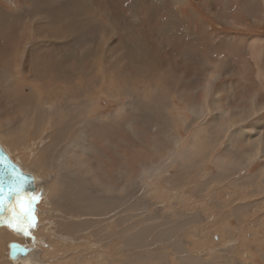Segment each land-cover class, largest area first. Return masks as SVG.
Wrapping results in <instances>:
<instances>
[{
    "label": "rangeland",
    "instance_id": "374dc122",
    "mask_svg": "<svg viewBox=\"0 0 264 264\" xmlns=\"http://www.w3.org/2000/svg\"><path fill=\"white\" fill-rule=\"evenodd\" d=\"M143 56L159 69L157 83L154 75L144 81ZM217 59L237 70L208 84ZM235 80L237 109L222 89ZM169 87L189 96L182 106L211 112L197 121L175 105L165 109L168 124L155 96H170ZM254 100L264 109V0H0V143L43 193L31 235L9 227L10 216L0 227V264H264L263 168L254 189L223 178L200 191L214 168L183 157L214 113L210 127L220 128L216 104L240 125L253 116L235 111ZM62 105L79 121L44 117ZM258 124L264 113L246 128L254 134ZM206 147L197 142L191 152ZM228 183L230 196L214 192ZM251 213L260 215L253 231L237 230ZM12 242L35 253L12 262Z\"/></svg>",
    "mask_w": 264,
    "mask_h": 264
},
{
    "label": "crops",
    "instance_id": "0c3cea01",
    "mask_svg": "<svg viewBox=\"0 0 264 264\" xmlns=\"http://www.w3.org/2000/svg\"><path fill=\"white\" fill-rule=\"evenodd\" d=\"M210 61L211 60H208V62L203 61V60L198 61L199 63L202 64V67L206 66L209 69L218 65V67L212 69V71H213L212 76L213 77L217 76V77L212 79V81L208 82V84L217 83L221 77V74L223 77L228 76V75L233 76L234 71L237 70V68H233V67L230 69L224 68V65L221 68L222 63H224L222 60L217 59V63L215 66H211L209 64ZM223 68H224V73H223ZM49 73H50V69L47 66V74L49 75ZM241 77H243V75H241ZM155 79H156V83H157L158 78H155ZM243 82L246 83L244 80H243ZM231 86L233 88L232 91H231L229 85L222 87V89L226 93L225 98L232 102L234 109H237V81L235 80L231 84ZM156 87L158 88L157 85H156ZM212 92L216 93V95L219 98L220 91H219V89L215 88V85L211 88V93ZM167 93H170V96L173 97L172 103L169 104V97L170 96L162 95L160 93L159 96L158 95L155 96L157 99H159V102H160L159 105L156 104L155 107H156V109H160L161 111L164 110L165 119H166V121H168V124L171 125L170 113H169V111H167L165 109L173 108L175 105H181L182 106V103H181V98L176 95V91L174 89H169ZM250 99L251 98H244V102L249 101ZM255 102H256V100L251 101V102H247L245 107H243L241 110L235 111L234 115L236 118H237V116H241V118L253 116L251 118V120L247 121L246 123L245 122L240 123V125L239 124L237 125V123H235L234 118L231 117L232 114H228L230 117L225 118V116L227 115V112L220 109L218 107V105L216 104V109L213 110L212 112H216V110H218V109H220L218 111H221V113L224 112L222 115L220 114V116H221L220 119L217 118L219 121V124H220V128L215 129L213 127H210V124L213 122V120L216 116V113H214L213 117L207 123H205L207 125V127L196 128L195 131L193 132V134H191L189 136L188 143L186 144L185 153L183 154L184 155L183 157L184 158H193V162H195V163H201L203 165L210 164L212 166V168H214V170L208 171L207 180L206 179L203 180L201 186L198 187V189L200 191H202L204 189H209V188L212 189L214 184L218 185L216 183L213 184L212 182L214 180H219V179H223V178H231L228 181H231V180H232V182L234 181L236 186H237V183L241 181V183L239 185L241 187H243L242 189L248 188V187H249V189H254L255 183L251 182V179H253L254 177L257 178V175L262 170V168H263V171H262L263 180H262L261 184L264 186V163H261V161L264 160V128L259 129L258 127L260 125L258 124V126H256V128H255L254 134H253V131L250 130L249 127L246 128L247 124L250 121H252L255 117L263 116V113H264L263 110L264 109L263 108L258 109V104H256ZM182 108L184 109V111L186 113H188L189 115H192L193 118H197V121H199L201 118H203L204 114H208L209 112H211V111H209V108H207V107H205L203 109L193 107L195 109H192L189 107L182 106ZM194 111L197 112V114ZM260 112H262V113H260ZM256 113H260V114L254 116ZM245 120L246 119L244 118V121ZM239 122H242V121H239ZM262 125L264 126V124H262ZM165 134H167V133H165ZM167 138H168V136L165 137L166 140H167ZM262 141H263V143H262ZM197 142L202 143L204 146L206 145L207 147L204 151H202L198 154H194L193 152H191V149L193 148V145L196 144ZM211 146H212V152L210 150ZM208 151H209V153H208ZM224 155H226V159H225V161H222V157ZM216 157L220 158L221 161L220 162L216 161V159H215ZM257 163L260 166L256 165ZM258 167H259L260 171H258L256 173V168H258ZM240 171H243L244 175L239 176V178L237 179V174ZM210 172H214V173H210ZM224 182H227V181H224ZM217 183H219V182H217ZM221 183H223V182H221ZM221 183H219V184H221ZM231 183H228L227 185L216 188L214 192H217V193L222 192V195H221L222 197L224 196L225 193H229L228 196H230L232 194L230 192V186H229ZM236 186H233L231 188V191H234L237 195L239 191L235 190ZM223 189H225V190H223ZM255 189H256V187H255ZM255 198H256V200H262L263 191L258 190V192L255 194ZM247 204L254 206L256 203H255L254 199H250L249 201H247ZM259 216L260 215H258V214H253V213L249 214L245 219L246 226L241 227V225L237 222V230L240 231V230H244V229L247 230L248 229V230H250V232H252L254 229L253 222L255 220H258ZM237 234L239 235V234H241V232H237ZM255 234H258V233H255ZM260 234L263 235L264 233H260Z\"/></svg>",
    "mask_w": 264,
    "mask_h": 264
},
{
    "label": "snow or ice",
    "instance_id": "6c2138e0",
    "mask_svg": "<svg viewBox=\"0 0 264 264\" xmlns=\"http://www.w3.org/2000/svg\"><path fill=\"white\" fill-rule=\"evenodd\" d=\"M26 184L27 181L22 174L13 172L7 190L0 187V209L5 206L8 208L9 227L25 235H31V229L37 223L35 205L42 199V196L28 192Z\"/></svg>",
    "mask_w": 264,
    "mask_h": 264
},
{
    "label": "bare ground",
    "instance_id": "6f19581e",
    "mask_svg": "<svg viewBox=\"0 0 264 264\" xmlns=\"http://www.w3.org/2000/svg\"><path fill=\"white\" fill-rule=\"evenodd\" d=\"M50 18V17H49ZM47 19V18H46ZM47 41H49V42H54V40H47ZM48 42V43H49ZM48 45V44H47ZM133 55H135V54H133ZM27 59V58H26ZM136 59H138L137 57H136ZM137 62H138V60H137ZM140 63H141V65H142V67H143V73H146L147 75H148V77L147 78H144V81H146L147 79L148 80H150L151 79V76L152 75H154L156 78H158V71H159V69H157V68H155V64L153 65V64H151V61L149 60V59H147V58H145L144 59V56L141 58V60H140ZM53 65H56L57 66V69H63V66H62V63L61 62H59V63H52ZM58 64V65H57ZM49 69H50V73L49 74H51V73H53L55 70L54 69H52V68H50L49 67ZM106 69V68H105ZM167 69V68H166ZM75 72H77L78 73V76L76 77V78H78L79 76H81V73L79 72V71H77L76 69L74 70ZM168 71V70H167ZM166 71V72H167ZM209 71V70H208ZM107 72V71H106ZM169 72V71H168ZM212 73V72H211ZM69 74H71V73H69ZM170 75V74H169ZM71 76V75H70ZM150 76V77H149ZM171 76V75H170ZM215 76V75H214ZM215 77H217V76H215ZM173 78V81H174V77H172ZM204 80H206V81H208V82H210V81H212V78L210 77V80H209V78H207L206 79V77H205V79ZM11 81H12V79H11ZM74 82H75V80H72V78H68L67 79V82H66V85L67 86H71V87H73V88H75V87H77V86H75L74 87ZM83 82H84V84L87 86V83H86V81L85 80H83ZM93 82V81H92ZM106 82H107V84L109 85V83H110V78H109V76H108V73H106ZM175 82V81H174ZM177 84V83H176ZM211 84V83H210ZM77 85H78V83H77ZM175 88V87H174ZM91 88H89V90H90ZM93 89V88H92ZM169 89H172L171 87H169V88H167V89H165L164 90V92L163 93H167L168 92V90ZM210 89V85H208L207 86V90H209ZM175 91H177L176 89H174ZM61 91V90H60ZM68 91V90H67ZM66 91V93L68 94L69 92H67ZM49 91H47V93H48ZM65 93V94H66ZM176 95L177 96H179L180 98H181V100H183V101H186V102H190V99H189V96L188 95H186V94H184V93H182L180 90L179 91H177L176 92ZM186 95V96H185ZM71 96V93H69L68 94V96H67V99H69V97ZM60 98L62 99V98H64L63 97V95L61 94V96H60ZM74 98H77V99H79L80 100V98H81V96H79L78 94H76V96L74 97ZM160 103V102H159ZM256 104H257V102H255ZM157 104H158V101H157ZM188 104H190V103H188ZM254 106V105H253ZM23 107V106H22ZM24 108L26 109L25 110V112H26V114H27V118H28V116H30V114H31V109L33 108V106L32 105H30L29 104V106L28 105H25L24 106ZM58 108H59V106H58ZM58 108L57 107H55V109H54V107L52 106V109H49L48 110V112H46V114L44 115V117L45 118H48L49 116H50V113H54L55 114V118H57V120L58 121H60L61 119H66L67 117H65V115L67 114V113H70L69 112V110L67 109V107H64L63 108V105L59 108V113H58ZM69 109H71V107H68ZM193 108V107H192ZM203 108V107H202ZM193 109H195V108H193ZM259 109V108H258ZM159 110V109H158ZM220 110V109H219ZM193 111V110H192ZM243 111V110H242ZM195 112V111H194ZM255 112V111H254ZM196 114H197V112H195ZM224 113V112H223ZM223 113H221V114H223ZM60 115V116H59ZM245 119H247L248 117H244ZM244 118H243V120H244ZM16 119V118H15ZM41 119H43V118H40V120ZM68 121L69 122H78L79 120H78V117H77V115H74V114H71L68 118ZM145 120V119H144ZM154 121L155 122H157V120H155L154 119ZM33 122V125H36V127H38V125H37V123L35 122V121H32ZM21 125H22V122H19ZM24 123H25V121H24ZM68 124V123H67ZM32 125V124H31ZM40 125H41V121H40ZM43 125V124H42ZM49 125V124H48ZM23 126V125H22ZM26 126H29V125H26ZM24 127V126H23ZM53 127V126H52ZM87 127V126H86ZM79 128V127H78ZM74 130V129H73ZM89 130V129H88ZM15 131H16V128H12V129H10L9 130V132L7 133V132H5L4 134L7 136V135H14V133H15ZM84 132L86 131V130H83ZM82 131V132H83ZM75 132V131H74ZM73 133V132H72ZM211 133V132H210ZM82 134H84V133H82ZM215 134V133H214ZM72 135V134H71ZM74 135H76V134H74ZM90 136V135H89ZM77 137V136H76ZM171 137H172V135H171ZM72 138H74V136L72 137ZM75 139H78V138H75ZM101 140V139H100ZM204 140V139H203ZM70 145H72V144H70ZM74 148V147H73ZM68 150V149H67ZM72 151V150H71ZM73 154H74V152H73ZM70 156V155H69ZM252 156V155H251ZM72 157V156H71ZM77 159V158H76ZM218 159V158H217ZM77 162V161H76ZM15 164H17L18 166H19V168L24 172V173H26V174H28L29 176H31V179L33 180V182H34V188H35V192L36 193H38L39 192V195L41 194V196L43 195V193H42V191L41 190H39V183H38V181H37V179L35 178V176H33V174H31V173H29L28 171H26L25 169H23L17 162H14ZM70 180V178H66V176H63L62 177V179H61V182L63 183H65V182H68ZM8 221V220H7ZM4 225V224H3ZM10 238V236H9V234H6V237H5V239H9ZM11 244V243H10ZM10 244H9V250H10ZM184 250V249H183ZM10 252V251H9ZM35 253V251H33V249H31V251L28 253V255L26 256V257H21L22 259H25V258H27V257H29V255H33ZM183 253V252H182ZM178 256H179V254H178ZM10 258V257H9ZM21 258H19L17 261H19ZM17 261H13L12 260V262H17Z\"/></svg>",
    "mask_w": 264,
    "mask_h": 264
},
{
    "label": "water",
    "instance_id": "95a60500",
    "mask_svg": "<svg viewBox=\"0 0 264 264\" xmlns=\"http://www.w3.org/2000/svg\"><path fill=\"white\" fill-rule=\"evenodd\" d=\"M14 162L15 161L11 158L7 150L0 143V187H3L6 191L9 183L11 182L13 172H17L22 174L23 178L27 181L26 190L30 193L39 195V192H35L33 185L34 182L31 179V176L24 173ZM9 216L10 213L6 206L0 209V227H2L3 224L7 222ZM30 251V247L18 242H12L10 244L9 257L11 260L17 261L21 257H26Z\"/></svg>",
    "mask_w": 264,
    "mask_h": 264
}]
</instances>
